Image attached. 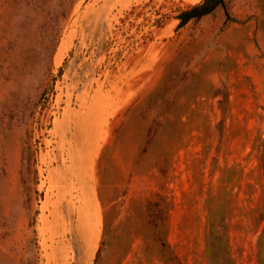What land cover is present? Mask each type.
Segmentation results:
<instances>
[{
	"label": "rangeland",
	"instance_id": "rangeland-1",
	"mask_svg": "<svg viewBox=\"0 0 264 264\" xmlns=\"http://www.w3.org/2000/svg\"><path fill=\"white\" fill-rule=\"evenodd\" d=\"M202 1L0 0V264H264V0Z\"/></svg>",
	"mask_w": 264,
	"mask_h": 264
},
{
	"label": "trees",
	"instance_id": "trees-1",
	"mask_svg": "<svg viewBox=\"0 0 264 264\" xmlns=\"http://www.w3.org/2000/svg\"><path fill=\"white\" fill-rule=\"evenodd\" d=\"M218 7L224 9L225 17L227 18L228 13L225 9V0H203L201 3L179 13L177 18L179 22L178 27L180 28L190 21L199 20L211 14Z\"/></svg>",
	"mask_w": 264,
	"mask_h": 264
},
{
	"label": "bare ground",
	"instance_id": "bare-ground-1",
	"mask_svg": "<svg viewBox=\"0 0 264 264\" xmlns=\"http://www.w3.org/2000/svg\"><path fill=\"white\" fill-rule=\"evenodd\" d=\"M64 39V38H63ZM66 44H67V41L65 40H62L61 41V43H60V45H59V47H58V49H57V52H56V56H59L61 53H62V51L66 48ZM88 240L91 242V243H94V242H96V239H95V237L94 236H92V235H90L89 236V238H88ZM97 243V242H96ZM95 249V248H94ZM85 258H87V253L85 254ZM84 258V259H85ZM83 259V260H84ZM90 259V258H89ZM86 260V259H85ZM91 261H92V259H90ZM63 262V261H62ZM87 262H88V258H87ZM83 264H86L85 262H83ZM89 264V263H88Z\"/></svg>",
	"mask_w": 264,
	"mask_h": 264
}]
</instances>
